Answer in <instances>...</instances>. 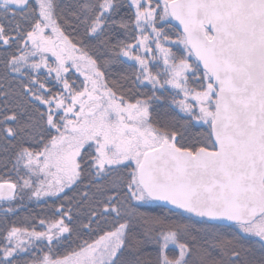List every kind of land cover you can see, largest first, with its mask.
Returning a JSON list of instances; mask_svg holds the SVG:
<instances>
[{"label": "snow or ice", "instance_id": "snow-or-ice-1", "mask_svg": "<svg viewBox=\"0 0 264 264\" xmlns=\"http://www.w3.org/2000/svg\"><path fill=\"white\" fill-rule=\"evenodd\" d=\"M0 202V264H264V0H0Z\"/></svg>", "mask_w": 264, "mask_h": 264}, {"label": "trees", "instance_id": "trees-1", "mask_svg": "<svg viewBox=\"0 0 264 264\" xmlns=\"http://www.w3.org/2000/svg\"><path fill=\"white\" fill-rule=\"evenodd\" d=\"M113 71H119V69H113ZM193 131H201V128L197 127ZM69 195H71V193H69ZM51 204V199H49L47 202L41 201L39 203L35 201H25L24 207L18 210L15 216L10 217V222L16 221L17 223L22 224L27 217L36 216L37 218H40L43 216H49L51 215ZM13 207H15V205H13Z\"/></svg>", "mask_w": 264, "mask_h": 264}]
</instances>
